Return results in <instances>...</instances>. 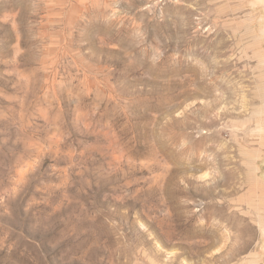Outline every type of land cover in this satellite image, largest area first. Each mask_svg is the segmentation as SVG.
<instances>
[{
  "label": "rangeland",
  "instance_id": "1",
  "mask_svg": "<svg viewBox=\"0 0 264 264\" xmlns=\"http://www.w3.org/2000/svg\"><path fill=\"white\" fill-rule=\"evenodd\" d=\"M220 79L264 108V0H0V264H264V142L189 126Z\"/></svg>",
  "mask_w": 264,
  "mask_h": 264
},
{
  "label": "bare ground",
  "instance_id": "2",
  "mask_svg": "<svg viewBox=\"0 0 264 264\" xmlns=\"http://www.w3.org/2000/svg\"><path fill=\"white\" fill-rule=\"evenodd\" d=\"M262 86L263 82L254 86V89L258 90L257 94L259 96ZM205 90L206 99L203 103L204 105L202 108V115H204L205 120L202 124H196L194 122L189 123L190 128H194L196 129V131L200 129V131H203V133H205V135L203 136V139L207 143L204 152L205 166H207L209 169L210 167H212L211 159L213 152L215 151L213 143L218 141V143H221V147L225 145L229 146V144L227 142H224V139L221 137L224 129L228 130V132L230 133L231 142L239 145L240 150L246 153L248 158L254 159L255 156H257V154L259 153V150L261 149V146L264 142V108L263 106L258 104L257 100L259 99L256 97V95H254L256 91L251 89V85L244 84L243 81H221V79L220 81H217L215 83L207 82L205 85ZM260 101L263 102V98ZM241 134H244V136H241ZM255 136L260 137V140L257 143L260 147L255 146V144H253L252 142V137ZM250 170H253V167H251ZM208 174H212L211 170L208 171L207 175ZM223 211V208H221L220 210L212 209L209 218H212L215 213H218L221 216L222 220L225 219V221L228 220L233 223V225H239V217L235 212L225 214L223 213ZM263 217V214H258V219L261 224L264 219ZM243 218L244 217H242V219ZM243 223L245 222L243 221ZM227 233L229 234V232ZM205 235L210 241L211 237L213 236V232L211 231V229H208L205 232Z\"/></svg>",
  "mask_w": 264,
  "mask_h": 264
},
{
  "label": "built area",
  "instance_id": "3",
  "mask_svg": "<svg viewBox=\"0 0 264 264\" xmlns=\"http://www.w3.org/2000/svg\"><path fill=\"white\" fill-rule=\"evenodd\" d=\"M141 264H148V263L144 262V263H141Z\"/></svg>",
  "mask_w": 264,
  "mask_h": 264
}]
</instances>
